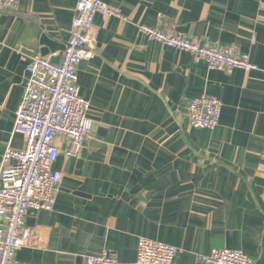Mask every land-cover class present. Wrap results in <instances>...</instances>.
Segmentation results:
<instances>
[{
	"label": "crops",
	"instance_id": "0c3cea01",
	"mask_svg": "<svg viewBox=\"0 0 264 264\" xmlns=\"http://www.w3.org/2000/svg\"><path fill=\"white\" fill-rule=\"evenodd\" d=\"M79 0H20L0 12V169L15 132L26 68L59 63ZM118 16L95 17L93 58L78 67L93 134L74 156L57 139L61 172L53 210L29 214L37 237L15 264H85L108 250L138 264L140 238L178 249L174 264H204L215 249H240L264 264V0H105ZM249 54L255 70H209L189 53L148 40L139 26ZM202 95L223 103L219 126L191 125Z\"/></svg>",
	"mask_w": 264,
	"mask_h": 264
},
{
	"label": "built area",
	"instance_id": "2783aa9c",
	"mask_svg": "<svg viewBox=\"0 0 264 264\" xmlns=\"http://www.w3.org/2000/svg\"><path fill=\"white\" fill-rule=\"evenodd\" d=\"M20 0H0V12L16 11ZM120 11L105 0H79L72 20L71 36L59 63L35 56L27 66L23 101L15 117V132L25 138L23 150L7 148L0 169V264H15L22 248H34L37 237L27 224L29 214L51 211L62 174L54 168L59 157L57 139H67L74 156L93 134L91 103L81 96L78 67L93 58L92 29L97 15L118 16ZM150 41L189 53L206 62L209 70L232 74L257 66L249 54L235 47L217 46L190 38L173 26H139ZM223 103L202 95L189 104L191 125L200 130L219 126ZM178 249L140 238L138 264H174ZM204 264H252L240 249H215L202 256ZM85 264H120L116 253L104 250L84 257Z\"/></svg>",
	"mask_w": 264,
	"mask_h": 264
}]
</instances>
